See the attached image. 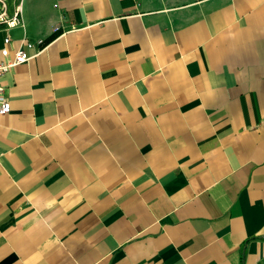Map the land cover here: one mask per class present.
Returning <instances> with one entry per match:
<instances>
[{"label": "crops", "instance_id": "obj_1", "mask_svg": "<svg viewBox=\"0 0 264 264\" xmlns=\"http://www.w3.org/2000/svg\"><path fill=\"white\" fill-rule=\"evenodd\" d=\"M17 1L0 264H264V0Z\"/></svg>", "mask_w": 264, "mask_h": 264}, {"label": "built area", "instance_id": "obj_2", "mask_svg": "<svg viewBox=\"0 0 264 264\" xmlns=\"http://www.w3.org/2000/svg\"><path fill=\"white\" fill-rule=\"evenodd\" d=\"M21 12V6L19 4L12 15H7L6 12L0 13V25H6L8 28L22 26L23 20ZM55 31H57V28H55ZM9 41L10 38L7 37L5 42L8 43ZM24 45L22 47L20 46L13 56H10L9 49L6 45L0 49V114L8 113L11 109L6 88L1 82L2 77L14 66L29 61L31 55L28 53V48L35 46L31 42H26Z\"/></svg>", "mask_w": 264, "mask_h": 264}, {"label": "rangeland", "instance_id": "obj_3", "mask_svg": "<svg viewBox=\"0 0 264 264\" xmlns=\"http://www.w3.org/2000/svg\"><path fill=\"white\" fill-rule=\"evenodd\" d=\"M19 4L17 0L14 3L11 0H0V13L6 12L7 15H12Z\"/></svg>", "mask_w": 264, "mask_h": 264}, {"label": "trees", "instance_id": "obj_4", "mask_svg": "<svg viewBox=\"0 0 264 264\" xmlns=\"http://www.w3.org/2000/svg\"><path fill=\"white\" fill-rule=\"evenodd\" d=\"M53 37H55V34L50 35V37H49L48 39H46V40L44 41V43L47 42V41H49V40L51 41V39H52Z\"/></svg>", "mask_w": 264, "mask_h": 264}]
</instances>
